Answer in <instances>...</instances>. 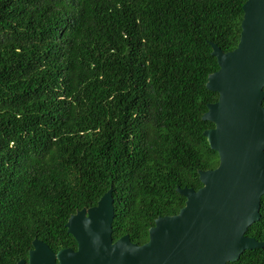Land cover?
I'll list each match as a JSON object with an SVG mask.
<instances>
[{"label": "trees", "instance_id": "16d2710c", "mask_svg": "<svg viewBox=\"0 0 264 264\" xmlns=\"http://www.w3.org/2000/svg\"><path fill=\"white\" fill-rule=\"evenodd\" d=\"M244 2L0 0V264L35 238L75 249L69 216L110 187L113 240L184 206L177 186L219 163L211 42L237 45ZM259 211L246 234L264 241V194ZM233 263L264 264V245Z\"/></svg>", "mask_w": 264, "mask_h": 264}, {"label": "water", "instance_id": "95a60500", "mask_svg": "<svg viewBox=\"0 0 264 264\" xmlns=\"http://www.w3.org/2000/svg\"><path fill=\"white\" fill-rule=\"evenodd\" d=\"M242 9L237 45L223 51L211 42L219 67L206 87L218 98L202 119L214 124L203 134L219 163L199 171L202 185L177 186L184 206L158 216L142 244L128 234L113 240L110 187L96 205L69 216L65 225L75 249L55 252L35 238L27 264H234L245 250L264 245L246 234L260 218L264 194V0H245Z\"/></svg>", "mask_w": 264, "mask_h": 264}]
</instances>
